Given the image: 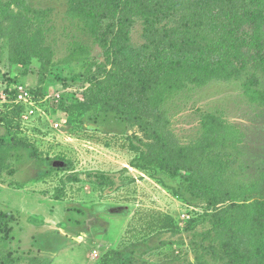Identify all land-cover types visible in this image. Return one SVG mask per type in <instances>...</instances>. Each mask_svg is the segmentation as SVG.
I'll use <instances>...</instances> for the list:
<instances>
[{
    "label": "rangeland",
    "instance_id": "rangeland-1",
    "mask_svg": "<svg viewBox=\"0 0 264 264\" xmlns=\"http://www.w3.org/2000/svg\"><path fill=\"white\" fill-rule=\"evenodd\" d=\"M25 5L46 12L20 30L34 43L0 7V264H244L264 244V100L244 92L254 71L150 97L155 110L131 96L136 81L97 92L120 78L73 4ZM129 15L142 45L144 20ZM252 86L264 93V75Z\"/></svg>",
    "mask_w": 264,
    "mask_h": 264
},
{
    "label": "trees",
    "instance_id": "trees-1",
    "mask_svg": "<svg viewBox=\"0 0 264 264\" xmlns=\"http://www.w3.org/2000/svg\"><path fill=\"white\" fill-rule=\"evenodd\" d=\"M68 1L73 4L71 12L75 18L84 22L97 37L105 56L115 65L111 76L114 80L120 78L99 83L97 92L109 93L110 85H125L128 89L126 82L136 81L139 91L131 96L139 103L154 106L150 104V97L160 104L191 86L202 87L213 80L241 78L246 72L254 71L252 83L249 81L244 86L245 95L251 101L264 100V93L252 86L260 74L264 75V9L258 8L261 1L256 7L224 0H163L157 3L154 0H124L114 6H109L106 0ZM14 5L17 13L12 10ZM0 7L9 13V30H18L17 41L34 43L37 36L28 37L26 31L24 36L20 30H25L24 20L30 15L42 18L46 12L26 6L25 0L6 3L0 0ZM130 13L144 20V43L134 47L128 25ZM36 25L30 24L26 30H33ZM124 65L129 70H123ZM138 95L144 100H139ZM261 211L264 212V202L260 204L256 221ZM6 217L0 215L2 219ZM9 230L8 237L12 228ZM256 249L244 264H264V244Z\"/></svg>",
    "mask_w": 264,
    "mask_h": 264
},
{
    "label": "built area",
    "instance_id": "built-area-1",
    "mask_svg": "<svg viewBox=\"0 0 264 264\" xmlns=\"http://www.w3.org/2000/svg\"><path fill=\"white\" fill-rule=\"evenodd\" d=\"M19 102L25 105L27 104H29L30 106L33 105L31 94L29 92L22 91L21 94L19 95ZM30 113L33 114V110H31Z\"/></svg>",
    "mask_w": 264,
    "mask_h": 264
}]
</instances>
